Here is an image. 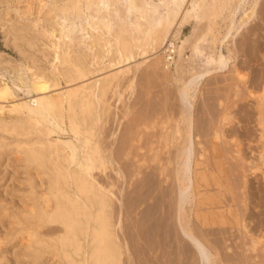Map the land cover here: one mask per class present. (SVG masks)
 <instances>
[{
  "label": "bare ground",
  "instance_id": "bare-ground-1",
  "mask_svg": "<svg viewBox=\"0 0 264 264\" xmlns=\"http://www.w3.org/2000/svg\"><path fill=\"white\" fill-rule=\"evenodd\" d=\"M261 1L159 0L164 11L163 14H160L158 7H150L147 0H125L124 12L122 13L126 15L135 14L134 21L128 24L122 22L121 17L123 16L119 10L111 11L110 9L111 5H118L119 0H36L37 17L41 15L44 7H47L43 18L46 28L43 29L42 33L37 32V23L25 22L29 21L28 14L32 0L27 1L29 3L23 10L15 9L23 23L15 21L9 23V21H3L0 18V22H4L2 25L0 24L4 33V45L12 47L23 58L26 56V51L31 52L33 50L34 39H42L41 36L43 35L54 39L49 45L52 48L51 67L66 83L85 80L96 71H93L90 66L97 67L102 64L105 57H109L108 65L110 66L115 65L113 64L114 60H117L119 64L130 61L137 54H146L150 51L156 53L157 49L162 52L163 67L161 69L166 75V79L170 81L169 84L174 83L177 88L178 117L174 114H168L158 124L155 120L151 123H147L149 120L146 122V119L142 120L138 125L136 135L131 138L130 148L126 156L129 157L132 154L131 149L135 145L136 150H142L141 141L144 138V133L155 129L157 125L159 128L161 127L160 135L156 133L157 128L154 132L159 135L157 143H160L162 150H165L167 154L171 148H174L176 152L174 158H172L173 154L171 158L169 156L166 158L165 165L159 164L161 166L160 173L164 175L168 166L173 165L172 170L175 182H177L176 192L174 190L176 225L181 236L188 243V247L191 248L198 264H220L222 261L215 250L216 248L212 246V242L205 236L206 234L200 231L204 226L207 229L208 226L215 225L216 220L220 222V225L221 221L229 225L233 224L238 231L242 232L243 241H241L242 239L239 240V250L244 249L246 253L264 251V218H262L264 213L250 210L251 204H253L252 208L256 210L259 206H264V187L260 183L257 186L251 185L248 180V173L261 172L264 183V150H260L257 163L244 156L240 149L244 145L239 148L240 142L236 138L237 136L228 135L236 120L232 112L228 111L226 103H220L222 109H220L218 123H216L217 125L212 123L208 126L205 138L207 144L201 146V142L195 138L196 108L194 103L203 84L210 78L212 79L215 74L231 72L235 78L232 79L236 82H231L232 79L230 78V87L237 89L240 83L246 82L245 80L248 79L235 64L238 57H236V54L238 55L236 41L244 31L249 30L251 23L256 19H262L259 15ZM84 10L89 12L87 16L90 20L88 22L89 27L94 31L97 30V33L91 31L89 33L86 28H81L89 34V42H85L86 39L83 40L74 35L75 25L73 22H68L70 21L68 16L72 15L78 19ZM113 14L120 18V23L113 22ZM57 19L59 22L60 20L63 21V23H58L60 29L55 28ZM66 21L68 24H64ZM190 24L192 25L191 34L182 39V30ZM80 44L84 45L89 53L78 50L77 46L79 47ZM223 49L226 50V54H224ZM186 52H189L190 55L185 56ZM3 60H9V58L0 52V65H2ZM159 64H161L159 60H154L153 68L157 70ZM173 65L175 70L171 72ZM230 66L232 67L231 71L229 70ZM10 69L12 70V68ZM26 69L32 71L33 68L26 66ZM99 70L102 69L97 71ZM129 72L130 68L119 70L77 88L66 90L63 94L58 93L56 96L46 95L51 87L57 88L56 86L61 81H58L57 75L51 71L48 74L43 71L31 72L29 84H25L18 78L21 86L27 87V92L34 95L26 102L8 107V115L5 114L7 116L0 114V162L10 151L16 155L15 160L19 162L23 172L26 171L28 175L25 181L30 188L28 197L30 207L23 214V221L16 217L13 218L17 221L20 234L25 233L27 235L25 240L26 257L30 259L32 264H37L45 255H51L57 264H133L130 253H127V245L123 242L121 216L124 207H122V200L114 195L113 185L107 186L103 184L104 182H99L101 178L97 179L98 176H95L96 173L104 175L114 163L113 148L106 147L105 140L107 138L103 136L102 132L110 112V105L106 96L110 90L120 86V77ZM127 85L128 88H132V81ZM261 87V93H257L258 95L254 96L253 90H249L248 93L253 95L254 99L256 97L257 100L255 103L257 105L255 122L259 128H257L258 131H260L258 140L259 138L260 140L264 139V79ZM11 89L8 84L0 82V103H5L12 98ZM210 90L212 89L210 88ZM3 106H0V112L5 109ZM128 114L130 115V113ZM65 130L71 136L70 140L50 139L52 134L66 133L63 132ZM147 133L149 135L150 131ZM151 134L153 138L155 134ZM112 139L111 144L116 141L115 137ZM147 140L150 142L152 139L149 140L148 137ZM11 143H14L13 148L4 149ZM155 143L153 140L150 142L149 153L145 152L147 157L144 155L140 159L136 157L133 176H138L143 166L152 169L153 163H160L159 153L161 151L157 148L158 146H154ZM197 145L202 147V153L199 154L200 158L198 157V159H202L203 165V168L201 167L203 171L201 177L203 201L197 200L198 193L194 178L195 146L197 148ZM228 145H234L236 149L233 148L234 151L232 152L227 147ZM212 149L221 154L220 157L227 165L226 170H224L229 181V191L233 193L230 197L223 192L224 190H221L223 189V179L218 175V166L217 169L214 168L211 156L209 157L207 154L211 153ZM220 157L218 156V158ZM221 159L217 160L221 162ZM224 164H220V166ZM154 169L155 167H153ZM150 171L152 172V170ZM100 176L102 177V175ZM36 186L41 188L38 194L35 192ZM152 189L153 182H151L149 190ZM115 198L119 203L116 213L117 220H114ZM215 208L226 213L229 216V221L228 219L226 221L225 217L220 214L216 217L215 214L206 212L208 216L211 215V220L209 219L211 224H207L205 220L208 221V219L199 216L201 209L213 210ZM194 210L198 211L197 216ZM247 210L248 213H246ZM194 215L200 220H194ZM230 219L233 220L232 223ZM200 221L204 222L205 225ZM47 226H54V231L48 230L49 233H42L41 230ZM227 246L226 244L225 247ZM262 255L264 254L262 253ZM125 256L128 257L124 263Z\"/></svg>",
  "mask_w": 264,
  "mask_h": 264
},
{
  "label": "rangeland",
  "instance_id": "rangeland-1",
  "mask_svg": "<svg viewBox=\"0 0 264 264\" xmlns=\"http://www.w3.org/2000/svg\"><path fill=\"white\" fill-rule=\"evenodd\" d=\"M27 1H30V0H9V2L8 0H0V18L3 19V21L4 20L9 21V23L11 21H12L11 23H14V21L23 23L22 19H20L18 15L16 14L15 9L23 10L26 7V5L29 3ZM147 1L150 7H154V6L158 7V13L160 14L164 13V11L162 10L163 7L159 4V0H151V1L147 0ZM117 4L118 5L110 6L111 11L119 10L121 12L120 14L123 16L121 17L122 22H126L129 24L132 21H134L135 19L134 13L127 14V15L122 13L124 12L123 6H125V0H119ZM46 10H47V7H44V9L41 12V15L40 16L38 15L37 17V13H38L37 2L36 0H32L31 6H30V12L28 14L29 21H25V22L28 23L31 21L32 23L33 21L37 23L36 30L38 33L39 32L42 33L43 29L46 28V26L44 27L45 22L43 23V18L46 13ZM43 12L44 14H42ZM88 13H89L88 11L84 10L81 14V17H79L78 19L75 16L71 15L72 18L71 16H68V20L70 21L67 20L68 22H73L75 25L73 34L78 36L79 38H82L83 40L86 39L85 42H89V39H88L89 34H87V31L89 33L91 32L97 33V30L95 31L92 30L91 27H89L88 25V22L90 21L89 18L87 17ZM259 15L262 19H256L253 23H251L249 30L244 31L237 38V41H236L237 43L236 52L238 53V55L236 54V57L237 56L238 57L236 58L235 64L239 68V70L242 71V73L248 78L245 80L246 82L240 83V86L237 89L234 87H230L231 82H234V83L236 82L235 80H233L235 78L233 77V74L231 72L227 71L225 73L215 74L214 76L216 78L212 76V79L210 78L208 81H206L203 84L194 102L195 108H196L195 109V133H196L195 138H198V142H201L200 143L201 146L202 145L204 146V144H207L206 143L207 140L205 138L208 132L207 131L208 126L212 123L215 125H217L216 123H218V117L221 112L220 109H222V105H220V103H226V105L228 106L227 107L228 111L230 110V112H232L236 120V122L234 121L235 123L232 124V127H233V128L231 127L232 131L229 130L228 135L234 136V137L237 136L236 138H238L240 142L239 148L244 145L242 148H240L241 151H243L244 156L252 160L254 163H257L258 161V155H259L260 150H264V141H262L264 139L260 140L259 138L258 140L260 131H258L259 128L257 127L256 122H255L256 121L255 118L257 116V110H256L257 105L255 103H257V100H256V97L254 99L255 95H258L259 93H261V88H262L261 86H263V79H264V58H263L264 57L263 56L264 55V21H263L264 20V0L261 1L260 7H259ZM112 16H113L112 17L113 22L120 23L119 21L120 18L117 15L113 14ZM38 18H39V21H37ZM67 21L64 22V24H68ZM3 23L4 22H0L1 25ZM58 23H63V21L60 20L59 22L58 19L56 20L55 28L57 27V29H60V26L58 25ZM191 27H192L191 24L184 27V29L182 30L184 32V33L182 32V39L186 38V36H189L191 34V31H192ZM81 28H86L87 31L81 30ZM3 36H4V33L2 30V27L0 26V52L5 54L9 58V60H3L2 65H0V78H1L0 82L2 83L4 82L8 84L10 89L12 87L13 88L15 87V88L11 89L12 98H10V100L6 101L5 103L4 102L0 103L1 104L0 106L4 105L3 106L5 107L4 110H6L5 112L4 110L0 112V114L2 113V116H4L5 114L8 115L7 108L10 107L11 105L18 104L21 102H26L30 100L32 96L34 95V94H29L27 92L26 90L27 87L21 86V84L18 82V78L21 79L25 84H29L31 72L37 73V72L43 71V72H46V74H48L51 71L52 73H55V74L57 73V71H55L54 68L51 67L52 48L49 47L50 43L53 42L54 39L52 40L46 35H45L46 39L44 35L41 36L42 39H39V40L38 38L34 39L33 40V44H34L33 50H31V52L26 51V56L23 58V56H20L17 53V51L14 50L12 47H7L6 45H4L5 42H4ZM65 40L67 41L68 39H65ZM80 45L79 47L77 46L78 50L80 49V51L89 53V51L86 49L84 45L82 46ZM150 52L146 54H141V55L137 54L130 61L121 62L119 64L117 63V60H114L113 64L115 65H110L111 67L108 65L109 57H105V59H103L102 64L98 65L97 67L90 66L93 71L95 70L96 71L94 74H91L89 77L85 78V80L82 79L83 81L79 80L73 83H66V81L62 77L56 74L57 75L56 78H58V81L60 80L61 81L59 82V85L56 86L57 88L51 87L47 92L48 94L46 95L56 96V94L58 95V93L63 94L64 91L66 92V90L77 88L78 86L87 84L107 74H110V73H113L119 70H123L126 68H130V72L127 73V75L126 74L123 75V76H126L125 78L123 76L120 77V80H119L120 86H118L117 89L110 90V92H108L106 96V99L110 105V112L106 118V123L102 128V132H103V136H106L107 138L105 140L106 141L105 144H107L106 147L113 148L112 158H114L113 160L114 163L110 166V169L106 170L104 175L99 173L100 175H102V177L98 173H96L97 175L95 174V176L96 177L98 176L97 179L101 178L99 182L101 183L104 182L103 184L107 186L113 185L114 195L116 196V198H119L122 200V207H124L123 214L121 216L122 225H123V240H124L123 242L125 245H127V248H128L127 253H130L131 261H133V264H198L196 263L197 261L194 255L192 254L193 252L191 248L188 247V243L185 242V240L183 239V237L181 236L178 230V226L176 225L177 223H176V218H175L176 207H175V199H174L175 198L174 190L176 192L177 182H175V177H174V173L172 170L173 165L172 166L169 165L170 167L168 166V168L166 169L167 171L165 170L164 175L160 173L161 172L160 167L162 165H165L166 158L168 156L171 158L172 154H173L172 158H174L175 152H176L174 148H171L169 154H167L165 153V150H162L160 143H157L158 141L157 138L162 132L161 127L159 128V126L157 125L158 126V127L156 126L157 129L155 128L157 131L155 129L149 130L150 131L149 135L147 133L149 131L146 132L147 134L144 133V136H143L144 138L141 141L142 150L141 151L136 150V145H135L134 148L132 147L131 149L132 154H130L129 156L130 158L126 156V153L129 151V148H130L131 138H133L136 135L138 125L142 122V120L146 119L145 122L149 120V122L147 123H151L153 120H155V122H157L158 124V122H161L162 120H164L168 114H174V116L178 117L177 113L179 112L178 111L179 101H178V96H177L176 84L174 83L169 84L170 81L166 79V75L161 69L163 67L162 66L163 65L162 64L163 62L162 52L159 49H157L156 53H154V51H150ZM223 52L224 54H226L225 49H223ZM187 55H190V53L186 52L185 56ZM154 60H159L161 62L157 70L153 68ZM25 65L30 66V68H33L32 71L26 69ZM10 68H12V70ZM100 68L102 70L97 71ZM171 69H172L171 72L175 70L174 65L172 66ZM229 70L230 71L232 70L231 66ZM19 72L21 75L19 74ZM230 78L231 79L233 78L232 79L233 81L231 80L230 82ZM131 81H132V88H128L127 84H129V82ZM210 88L212 90H210ZM236 89H237V92H236ZM249 90L251 91L253 90L252 92L254 96L248 94ZM202 109L204 110L201 111ZM128 110H129L128 113H130V115L127 113ZM208 110L210 111L209 112L210 114L208 113ZM243 125L245 128L243 127ZM64 128L66 127L64 126ZM155 131L157 134L159 133L160 134L159 135L155 134L154 133ZM63 132H66V133H62V132L54 133V135L52 134L50 136L51 138L50 137L49 138L53 140H59V141L70 140L69 138H71V136L67 134V131L65 130ZM151 133L157 136L153 135V138H152ZM145 136H146V139H145ZM112 137L113 138L115 137L116 141L114 143L112 142L111 144V141L113 140ZM148 137H149V140L152 139L153 141L156 142L154 146L155 147L158 146L157 148L161 151V152L159 151L160 152L159 153L160 163H157V162H156L157 164L153 163L154 164L153 167H155L154 170H153V167L152 169L151 167L148 169L147 167L143 166V168L140 170V174L138 176H135V175L133 176L135 172V163H134L135 160H137V158L140 159L143 155L145 157L148 156L147 154L149 153L148 152L149 144L152 141L151 140L149 142L147 140ZM198 142L195 141V143H198ZM262 142H263V145H262ZM105 144L103 143V146H105ZM231 145H228L227 147L230 149V151L232 150L233 152L234 149L236 148L234 145L233 146ZM13 147H14V143H11L10 146H6L4 149H11ZM199 147L200 145L197 148L195 146L196 162L194 160V178H195L196 191L199 194V195L197 194V197L199 198V199L197 198V200L201 199L203 201L204 195L201 192L203 190L202 188L203 186L201 182L202 180L201 177L203 176V171H202L203 165H202V159H198L199 154L202 153V147H200L201 150L199 149ZM213 150L214 149H212L211 153H207V154L209 155V157L211 156L210 158L213 161L214 168L217 169V166H218V169H219L220 164H224L223 158L220 157L221 154H219L218 151L216 152V150L214 151ZM146 151H147V154L145 153ZM218 156L220 158H218ZM15 157L16 155H14L12 152L9 151L6 153L5 157L2 159L1 161L2 163L0 162V264H32V262L29 261L30 259L26 257L27 250L25 247V242H26L25 240L27 239V235L25 233L20 234L19 227L16 223L17 221L13 218V217H16V218H19V220L23 221V214L26 211H28L30 207V201L28 200L30 188L28 186V183L25 181L26 178H28V175L26 174L25 169H24L25 173L23 172V168L19 165V162L15 160L16 159ZM217 159L218 160L221 159V162L218 161ZM159 164H161V166H159ZM225 167H227V165L225 164L221 165L220 169L219 170L217 169V171H218V175L220 176V178L223 179V189L221 190H224L223 192L227 196L230 197L233 195V193L232 192L230 193L229 191V183H228L229 181L227 179L228 178L227 174L225 175L226 173ZM221 168H222V171H221ZM150 170H152V172ZM148 174L150 178L149 176H147ZM255 176L258 179L257 178L255 179L254 178ZM238 180L240 181V178ZM248 180L251 182L250 183L251 185L257 186L258 183H260L262 187H264L263 186L264 183L261 177V172H257L256 174L248 173ZM151 182H153V189L150 191L149 189H150ZM225 185H228V186H225ZM39 191H41V188L36 186L35 187L36 194H38ZM36 194H35V197H36ZM116 198L114 201L115 210H116L114 220H117L118 216L116 213L119 208V203L116 200ZM250 207H251L250 208L251 211H255V212L261 211L264 213V206H261V207L259 206L257 210L252 208L253 204H251ZM194 212L196 213V216H197L198 211L194 210ZM206 212H211L212 215L215 214V216L220 214L222 217H225L224 219L226 221L227 219L229 221V216L226 213L222 212L221 209H216V208L213 210L201 209L199 216H204V218H207L208 221L205 220V223L207 224L211 222L209 221V219L211 220V215L208 216ZM248 212L249 211L247 210L246 213ZM205 215L207 216L205 217ZM196 216L194 215V220L196 221L200 220V219H197ZM262 218L264 217L262 216ZM200 222L203 225H205L204 222L202 221ZM230 222L232 223L233 220L230 219ZM54 228H55L54 226L52 227L47 226V227H44L42 229L43 231L41 230V232L49 233V231L50 232L54 231L53 230ZM208 228L206 229V226H204L200 229V231L201 233L206 234L205 236L210 240V242H212L211 243L212 246L216 248L215 250L217 254H219L220 257L222 258V261L220 264H231V263L232 264H247V263L248 264H251V263L252 264H264V255H262V253L264 254V251H259V252L249 251L246 253L244 249L239 250V247H238V245L240 244L239 240L242 239L241 241H243V235L241 231H238V229L234 227L233 224L229 225L221 221V225H220V222L216 220L215 225H213L212 227L208 226ZM263 232H264V229H263ZM214 240L216 243L214 242ZM222 243L224 244L222 245ZM226 244L228 245L227 247H225ZM227 253L229 256L227 255ZM128 256H125L124 263L126 261V257ZM242 256L244 259L242 258ZM54 260L55 259L51 258V255L50 256L45 255L43 258L40 259L39 262H37V264H57V262Z\"/></svg>",
  "mask_w": 264,
  "mask_h": 264
}]
</instances>
